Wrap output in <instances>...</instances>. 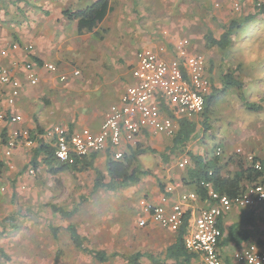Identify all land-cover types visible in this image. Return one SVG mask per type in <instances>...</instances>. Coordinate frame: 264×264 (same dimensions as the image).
I'll list each match as a JSON object with an SVG mask.
<instances>
[{
  "label": "rangeland",
  "instance_id": "1",
  "mask_svg": "<svg viewBox=\"0 0 264 264\" xmlns=\"http://www.w3.org/2000/svg\"><path fill=\"white\" fill-rule=\"evenodd\" d=\"M13 1H25L30 5L34 2ZM258 1L264 3V0ZM113 9L95 34L84 37L80 44L84 45L83 49L69 52L68 63L78 66L83 75L77 77L87 78L92 74L96 79H102L97 73L101 69L109 71L111 59L126 70V58L130 60L135 56L136 50L146 45L145 41L156 40L159 31L169 29L173 36L188 37L192 50L213 62L211 77L216 87L208 111L196 120L197 134L184 146L171 151L162 149L161 145L151 146L148 140L139 144L143 152L138 155V164L149 172L141 176L142 183L110 192L93 190L95 169L78 171L67 168L54 175L49 171L39 174L41 188L38 195L30 193L27 201L21 204L18 199L22 198L18 196L13 202L15 207L0 204V264H77V256L73 259L71 254L78 249L71 248L66 227L69 222L77 227L83 225L82 215L87 213L80 211L82 207H102L95 212L99 229L104 232L100 234L102 236L91 238L93 242L89 240L85 244L92 250L98 249L103 244L97 240H109L106 232L129 231L126 225L135 212L125 207H137L139 188L150 180H159L160 183L169 164L174 167L180 156L193 152L192 148L196 150L200 146L201 151L211 155L216 146L221 145V159L224 163L229 161L224 168L229 173L235 169L229 157L239 154L247 142L261 145L264 149V14L253 16L255 0H117ZM233 22L237 25L231 30V42L226 49L205 47L207 34L219 38ZM77 43L80 42L75 45ZM223 74H230V80L238 81L240 87L225 82ZM248 104H256L260 109H248L245 107ZM74 114L76 120L79 114ZM75 120L71 124L78 126ZM165 156L167 161H164ZM210 204L196 203V206L208 207ZM51 207H60L72 214L64 216ZM51 227L56 229L54 234ZM84 228L87 235L93 231L87 226ZM122 241V244L110 245L112 250L122 253L126 247L131 248L127 244L131 239L123 238ZM55 255L61 257L55 260Z\"/></svg>",
  "mask_w": 264,
  "mask_h": 264
},
{
  "label": "crops",
  "instance_id": "2",
  "mask_svg": "<svg viewBox=\"0 0 264 264\" xmlns=\"http://www.w3.org/2000/svg\"><path fill=\"white\" fill-rule=\"evenodd\" d=\"M96 1L98 0H34L33 5H30L25 3V1L17 3L13 0H0V52L5 51L6 53L5 55H1L0 53V64L5 66L11 65L14 75L20 79L22 83L21 92L16 98L15 104L12 106H9L5 100L8 87L0 84V112L7 111L10 114H19L22 117L19 122L5 121L0 124V140L5 139L15 129L27 130L30 138L33 140L31 145L23 143L22 140L16 147L12 157L8 159L10 162L7 161L1 165V183L5 187V190L0 192V204L3 207H9V205L15 207L16 203L13 204V202L18 196L22 198L18 199L21 204L23 201H27L26 198L30 193H33L34 196L39 194L38 191L41 188L39 185L40 175H44L49 171L45 161L46 155L39 150V145L42 143L39 134L46 127L59 123L68 127L70 130H78L86 127L91 131H97L109 106L118 101L125 87L133 81L131 67L135 62V56L130 60L126 58V61H128L126 70L121 69V67L116 64V61L111 59V69L109 71H103L101 69L97 73L98 76H102V79L101 77H97L96 79L92 74L88 75L87 78L77 77L82 75L81 71L80 75L73 74L74 69L80 70V68L72 63H68L69 52L71 50L76 51L84 48V45H80L81 41L84 37L95 34V32L101 28L108 15L114 11L113 8L117 0H109V10L106 16L89 32L79 33L77 20L64 17L62 11L67 7H75L73 10L83 9ZM166 30L168 31L167 36H163L159 31L156 40L145 41L144 43L146 45H156L159 42L166 41L168 47L171 49L172 45L169 42L177 36H173L169 29ZM76 42L80 43L75 45ZM13 43H18L21 47L31 45L32 49L29 52H26L23 48L14 49L11 46ZM205 60L206 74L211 83V90L206 96L207 99L209 96L213 97L214 88L216 86L211 77L214 68L213 62L208 57H205ZM25 62H32L35 66L38 81L34 85L28 83L26 79V70L23 67ZM43 62L54 63L57 66V72H49L41 67L40 64ZM61 74L67 75V79L60 81L58 76ZM222 76H224V74ZM122 81L123 83L121 85ZM101 97H104V100H100ZM107 101L110 102L102 105ZM245 107L247 108V106ZM70 109H72V111ZM75 111L79 114L76 120L74 117ZM202 116L203 114H200L194 116L190 120L197 123L198 119ZM73 120H75L78 126L71 124ZM139 140L140 142L138 144L148 140V142L152 144L151 146L157 147L161 145L163 146L162 149L168 148L170 142L172 144V137L165 134L141 135ZM191 140L189 143L192 142ZM257 141L261 142L260 140ZM201 144H203V142H201ZM131 147L133 148L131 145H126L124 147L126 153ZM216 148H221V145L216 146ZM192 150L194 154L203 155L207 153L206 151H201L200 146L197 147L196 150L195 148H192ZM239 154L245 157L243 158L244 164L248 163V165H250V162L247 160L249 156H253L260 161L264 160V149L261 148V145H254L251 142H247V146L245 145L244 149L242 148V151H239ZM183 156L189 158L188 153L183 154ZM108 157L109 154L106 151L94 154V167L96 169V164L99 166L103 165L97 167V169L102 171L105 175V181H108V177L106 176V163ZM181 157L182 156L177 159L174 167L169 164V167L163 173V179L160 183L159 180H150L147 182L148 184L139 188L140 193L137 195V207H125L127 210L129 209L130 212H135L129 225H126V228L129 230L128 232H121L119 229L113 231V233L106 232V236L109 238L108 242L111 244H108L106 240H102L104 242L97 240L98 243H102L103 245L94 250H102L105 252L107 260L104 262L97 260L87 251L76 247L73 244L70 233V227L75 228L85 247H87L85 244H87L89 240L93 242L91 238L102 236L100 234L104 231L99 229V222L97 223L98 215L95 212L99 211L100 208L102 209V207H82L80 209V211L87 213L82 215L83 225L77 227L73 222H69L66 227L69 233L68 240L72 243L71 248L74 250L75 248L78 249V251H73L71 254L73 259L77 256V264H103L107 262L114 264H129L126 260V256L134 253H140V264H154L151 260V256L161 262L163 261L165 264L175 263L174 259L166 257V250L175 242L178 231L162 228L151 218L146 217L140 201L145 199L153 204L159 203L160 197L165 193L167 185H173V192L170 194V200L172 202H177L182 193L194 191L193 186L182 182V178L186 175L187 167H189L191 163L187 165L186 168H179L177 163ZM30 166H33L34 173H29L27 171ZM179 170H181V172ZM182 170L184 172H182ZM174 178L177 179L173 180ZM140 180L137 183H142V180ZM92 187L93 190H107L106 188H95L94 183ZM125 188L126 187L115 191H107L117 192ZM139 189L137 190L139 191ZM127 196L130 198L128 193ZM201 199V201L194 203L195 208H200L196 206V203H210L207 197ZM113 208L117 209L118 207ZM70 214H72V212H70ZM242 216H247V224H241L240 233L232 238H228L229 230L241 223ZM142 218H146L144 225H140V219ZM189 218L190 212L187 211L185 214L186 228ZM218 224L222 231L219 244L221 257L225 264H235L232 255L236 251L241 250L249 244H259L264 240V204L234 207L231 211L219 218ZM86 226L91 230L93 229L92 232H89V235H87L86 228H84ZM52 228L55 229V227H51V232L54 234L56 229L52 230ZM123 233L125 235L121 237ZM123 238L125 240H132L130 243H127L131 245V248L126 247V251L122 253L112 250L113 248L110 245L115 243L122 244ZM88 249L92 250L90 248ZM191 253L195 255L191 260V264H204L198 254L194 252ZM59 256L60 255H55V260L61 257ZM88 256L90 259H88ZM67 258H69V256ZM68 264L70 263L68 262Z\"/></svg>",
  "mask_w": 264,
  "mask_h": 264
},
{
  "label": "built area",
  "instance_id": "3",
  "mask_svg": "<svg viewBox=\"0 0 264 264\" xmlns=\"http://www.w3.org/2000/svg\"><path fill=\"white\" fill-rule=\"evenodd\" d=\"M160 33L168 35L166 29ZM169 43L171 49L164 41L136 50L135 62L131 67L133 81L125 87L118 101L109 106L97 131L86 127L70 130L55 123L39 134L41 142L53 148L56 162L73 165L77 158L89 157L101 151L108 152L114 160H120L126 153L124 147L137 145L141 135L165 134L172 137L178 130L180 118L191 119L203 113L206 96L211 90L205 57L192 50L187 37H174ZM11 46L14 49L23 48L26 52L32 49L31 45L21 47L18 43ZM0 53L6 54L5 51ZM23 65L28 83L36 84L38 75L34 64L25 62ZM40 65L49 72H57L54 63L43 62ZM73 74L80 75V70L74 69ZM58 79L64 81L67 75L61 74ZM0 84L8 87L6 103L14 105L22 83L14 75L11 65L0 64ZM21 118L19 114L0 112V124L5 121L19 122ZM22 140L27 145L33 142L29 132L23 129H15L0 140V192L5 190L1 183V165L10 162L8 159ZM215 152L220 154V148H216ZM247 160L261 175L235 196L221 194L210 183H205L207 199L211 204L195 208L194 203L202 200L196 192L182 193L177 202H172L170 194L173 185H167L159 203L142 199V210L146 217L172 231L180 229L189 211L190 218L183 237L186 249L198 254L204 264H225L219 251L222 237L219 218L234 207L264 204V166L253 156L247 157ZM190 163L187 156H182L177 165L186 168ZM27 171L34 173L33 166L28 167ZM145 222L146 218L140 219V225ZM232 258L235 264H264V240L236 251Z\"/></svg>",
  "mask_w": 264,
  "mask_h": 264
},
{
  "label": "trees",
  "instance_id": "4",
  "mask_svg": "<svg viewBox=\"0 0 264 264\" xmlns=\"http://www.w3.org/2000/svg\"><path fill=\"white\" fill-rule=\"evenodd\" d=\"M108 10L109 0H98L83 9H65L62 11V14L68 19L77 20L78 32L83 33L89 32L96 27L104 19ZM255 10L256 12L253 16L264 14V3L255 0ZM236 25L237 24L235 22L231 23L219 38L214 37L212 34H207L205 36V47L211 48L213 46H217L221 49H226L231 42V30ZM223 77L224 81L228 84H235L240 87V83L238 81L233 79L230 80L231 75L226 74ZM211 100L212 96H209L205 100V109L202 113L203 115L208 111ZM247 108L251 110H258L259 106L256 104H248ZM178 126V131L174 136H172V144L168 147L171 151L175 148L184 146L197 134V123L193 120L180 118L178 120ZM206 127L208 128V126ZM39 150L46 155L45 161L51 174H56L57 172L67 168L78 170L95 169L93 164L94 154L89 157L77 158L73 165H66L55 161L53 148L50 147V145L42 142L41 145H39ZM141 152H143V150L140 148V145L137 144L135 145V148L131 147V149L125 153L123 158L120 160H114L109 156L106 163V176L108 177V181H105V175L102 171L95 169L96 178L94 181V187L106 188L107 190L115 191L137 183L142 175H148L149 172L143 170L138 164L137 158ZM188 155L191 160V165L187 167L186 175L182 178V182L193 186L194 191L200 198L207 197V190L204 186L205 183H210L215 191L232 197L241 192L247 184L254 182L261 175V172L254 169L253 166L248 165V163L244 164L243 157L239 154L231 155L229 157L230 162L235 164V169L230 173L225 172L224 169L227 167L229 161L225 163L222 162L221 154H216L215 151L211 155H200L192 152H188ZM235 158H237V161H235ZM164 161H167L166 156L164 157ZM260 162L264 166V160ZM51 208L53 211L62 215L70 214V212L64 211L60 207ZM246 217L247 216H242L240 221L241 223L229 230L228 238H232L236 234L240 233V225L247 224L248 218ZM186 219L185 223L178 230V236L175 242L166 250V257L174 259V264H191V260L195 257V255L189 252L184 245L183 237L186 234ZM52 230L55 229L52 228ZM70 233L73 244L76 247L87 251L101 262L107 260V255L104 251L89 250L85 247L75 228L70 227ZM139 257L140 253H134L126 256V260L129 264H140ZM151 260L154 264H165L163 261L161 262L152 256Z\"/></svg>",
  "mask_w": 264,
  "mask_h": 264
}]
</instances>
